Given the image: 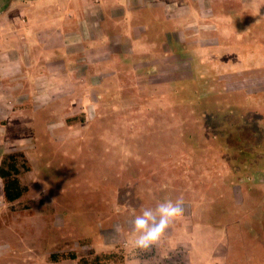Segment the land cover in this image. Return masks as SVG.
Masks as SVG:
<instances>
[{
    "label": "rangeland",
    "instance_id": "rangeland-1",
    "mask_svg": "<svg viewBox=\"0 0 264 264\" xmlns=\"http://www.w3.org/2000/svg\"><path fill=\"white\" fill-rule=\"evenodd\" d=\"M195 9L120 22L128 42L110 59L82 65L48 104L6 109L0 160L22 152L30 171L14 203L0 180V264H264V0ZM239 130L263 158L232 159L218 139ZM181 195L163 243L135 248L134 213Z\"/></svg>",
    "mask_w": 264,
    "mask_h": 264
},
{
    "label": "crops",
    "instance_id": "crops-1",
    "mask_svg": "<svg viewBox=\"0 0 264 264\" xmlns=\"http://www.w3.org/2000/svg\"><path fill=\"white\" fill-rule=\"evenodd\" d=\"M0 2L1 117L15 104H48L47 94L70 82L82 65L110 59L114 42H128L120 22L124 30L136 28L137 14L158 11L184 18L193 8L212 11L219 0Z\"/></svg>",
    "mask_w": 264,
    "mask_h": 264
},
{
    "label": "trees",
    "instance_id": "trees-1",
    "mask_svg": "<svg viewBox=\"0 0 264 264\" xmlns=\"http://www.w3.org/2000/svg\"><path fill=\"white\" fill-rule=\"evenodd\" d=\"M219 142H223V148L239 164H248L255 158H263L262 154H257L259 144L254 143L253 136L243 130L234 132L229 136H220ZM30 171V166L22 152L16 151L4 154L0 160V180L2 181V193L5 202L14 203L23 198L28 193V187L20 181V175ZM54 262L74 261L77 256L70 253L51 254ZM115 253L97 254L90 263L88 260L79 259L78 264H103L115 261Z\"/></svg>",
    "mask_w": 264,
    "mask_h": 264
},
{
    "label": "clouds",
    "instance_id": "clouds-1",
    "mask_svg": "<svg viewBox=\"0 0 264 264\" xmlns=\"http://www.w3.org/2000/svg\"><path fill=\"white\" fill-rule=\"evenodd\" d=\"M184 198H165L154 206H141L132 219L131 243L140 250H150L163 243L166 233L184 215Z\"/></svg>",
    "mask_w": 264,
    "mask_h": 264
}]
</instances>
